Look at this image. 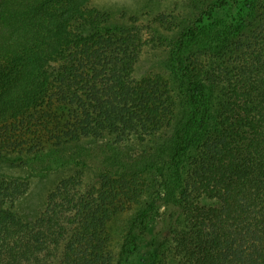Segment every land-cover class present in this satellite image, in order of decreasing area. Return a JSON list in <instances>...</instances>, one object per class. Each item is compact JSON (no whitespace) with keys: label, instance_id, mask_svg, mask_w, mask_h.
<instances>
[{"label":"trees","instance_id":"1","mask_svg":"<svg viewBox=\"0 0 264 264\" xmlns=\"http://www.w3.org/2000/svg\"><path fill=\"white\" fill-rule=\"evenodd\" d=\"M243 24L221 33L199 20L173 49L186 116L165 157L99 164L86 189L65 177L29 218L18 209L29 184L0 175V264H48L55 251L61 264H264V46L236 69L204 60L215 42H241ZM141 43L90 0H0V160L51 172L78 158L67 143L146 140L171 125L165 83L132 75ZM144 196L113 255L109 221Z\"/></svg>","mask_w":264,"mask_h":264},{"label":"rangeland","instance_id":"2","mask_svg":"<svg viewBox=\"0 0 264 264\" xmlns=\"http://www.w3.org/2000/svg\"><path fill=\"white\" fill-rule=\"evenodd\" d=\"M218 1L90 0V5L106 13L112 23L125 27L132 37L142 42L132 75L137 81L157 76L165 83L172 95L173 123L146 140L133 137L117 141L102 137L67 143L61 147V152L65 156L78 158L51 172L42 171L41 165L0 160V175L7 179L25 180L29 184L28 191L18 200V209L23 216H39L46 207L48 193L65 177L76 176L80 188L86 189L99 184L96 168L99 164L122 159L132 167H140L151 160L165 157L163 150L172 143L174 129L186 116L185 88L180 74L175 71L172 53L189 28L195 27L202 19L214 20L217 30L224 33L230 29L228 24L243 22L239 32L241 42L232 45L234 41L229 39L222 43L225 47L219 44L221 41L215 42L212 50L208 51L209 58L204 57L205 62L213 58L217 63L225 61L227 65L229 61L232 64L230 67L234 69L237 68V59L253 56L264 46V0H226L228 4L219 7L213 17L206 15L209 5ZM217 88L213 98L214 106L218 96ZM146 176L147 182L158 186L160 179L155 174ZM147 198H143L140 204H131L109 221V248L113 255L120 253L130 224L145 206ZM48 264H61L60 251L52 254Z\"/></svg>","mask_w":264,"mask_h":264}]
</instances>
